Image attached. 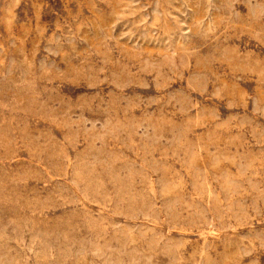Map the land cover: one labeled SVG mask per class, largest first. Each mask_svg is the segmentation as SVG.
<instances>
[{"label":"rangeland","instance_id":"rangeland-1","mask_svg":"<svg viewBox=\"0 0 264 264\" xmlns=\"http://www.w3.org/2000/svg\"><path fill=\"white\" fill-rule=\"evenodd\" d=\"M0 264H264V0H0Z\"/></svg>","mask_w":264,"mask_h":264}]
</instances>
